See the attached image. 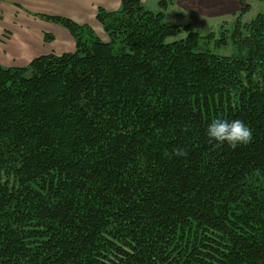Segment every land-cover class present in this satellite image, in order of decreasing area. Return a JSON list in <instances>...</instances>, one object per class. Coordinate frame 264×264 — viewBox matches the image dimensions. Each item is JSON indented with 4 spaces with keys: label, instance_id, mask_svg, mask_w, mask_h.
<instances>
[{
    "label": "trees",
    "instance_id": "16d2710c",
    "mask_svg": "<svg viewBox=\"0 0 264 264\" xmlns=\"http://www.w3.org/2000/svg\"><path fill=\"white\" fill-rule=\"evenodd\" d=\"M174 1L98 8L107 40L42 14L75 50L0 62V264H264V10L202 35Z\"/></svg>",
    "mask_w": 264,
    "mask_h": 264
},
{
    "label": "crops",
    "instance_id": "0c3cea01",
    "mask_svg": "<svg viewBox=\"0 0 264 264\" xmlns=\"http://www.w3.org/2000/svg\"><path fill=\"white\" fill-rule=\"evenodd\" d=\"M122 0H0V62L5 67H24L35 57L75 50V40L62 25L40 15L64 16L89 25L103 40L105 32L96 18L98 8L117 11ZM161 0H141L153 12L160 11ZM175 0L164 11L165 19L173 7L178 14L198 11L196 2ZM179 16V15H177ZM107 36V35H106Z\"/></svg>",
    "mask_w": 264,
    "mask_h": 264
},
{
    "label": "rangeland",
    "instance_id": "374dc122",
    "mask_svg": "<svg viewBox=\"0 0 264 264\" xmlns=\"http://www.w3.org/2000/svg\"><path fill=\"white\" fill-rule=\"evenodd\" d=\"M196 6L201 10V13L192 10L187 11V14H178V9L173 7L166 15L165 21L170 24L177 25L178 27H183L189 25L192 31H197L202 35L209 32H214L216 36L220 34L223 27L222 24L226 22L228 24L227 28H232L236 18L239 16L242 3L241 0H194ZM245 3L250 4V9L242 17V21L249 22L253 20L260 12L264 10V1L259 0H242ZM188 2V0H186ZM191 0L188 5H190ZM169 9V8H168ZM161 10V8H159ZM179 15V16H177ZM106 34V33H105ZM229 36V31H227ZM187 35L183 32L176 37L182 38ZM105 38L107 36L105 35ZM209 46L212 48L210 42ZM236 51L234 44L231 40L228 41L227 45L218 48L216 50L219 54H233Z\"/></svg>",
    "mask_w": 264,
    "mask_h": 264
},
{
    "label": "clouds",
    "instance_id": "9594fccd",
    "mask_svg": "<svg viewBox=\"0 0 264 264\" xmlns=\"http://www.w3.org/2000/svg\"><path fill=\"white\" fill-rule=\"evenodd\" d=\"M208 137L218 143H227L233 148L238 144L249 143L252 139V131L239 119H214L207 127Z\"/></svg>",
    "mask_w": 264,
    "mask_h": 264
}]
</instances>
